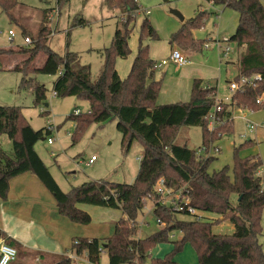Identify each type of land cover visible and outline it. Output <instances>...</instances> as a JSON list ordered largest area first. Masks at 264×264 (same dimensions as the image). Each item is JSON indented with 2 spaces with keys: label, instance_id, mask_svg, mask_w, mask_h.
<instances>
[{
  "label": "trees",
  "instance_id": "1",
  "mask_svg": "<svg viewBox=\"0 0 264 264\" xmlns=\"http://www.w3.org/2000/svg\"><path fill=\"white\" fill-rule=\"evenodd\" d=\"M65 0H57L62 3ZM223 4L238 13V24L230 40L236 46H244L239 55L240 75L259 73L262 77L255 86H243L235 90L230 102L223 104L220 112L222 123L209 128L207 114L217 98V86L208 85L203 78H195L188 101L158 103L163 78L155 77V61L150 55V45L145 39H158L155 27L148 17L140 23L138 51L129 74L121 78L116 69V59L126 58L131 53L130 27L138 16L137 0H105V5L119 10L123 29L117 28L110 47L104 49L103 68L96 80L91 77L90 66L82 64L80 55L67 51L64 55L48 45V38H38L22 46L18 53L26 55L18 62L14 71L23 74L20 88L32 90L35 101L46 97L47 89L37 79L38 73L57 75L54 93L58 97L77 96L89 102V111L72 114L76 122L73 143L82 135L87 125H105L117 120V129L122 134V144L128 151L134 139L141 140L143 151L136 180L119 183L107 180H90L65 192L55 180L48 165L41 158L35 144L44 138V128L34 129L25 119L20 106L0 105V138L7 135L11 140V151L0 148V197L7 198L10 180L22 173L36 174L55 197L59 212L79 224L91 222V215L79 204L118 208L122 216L116 222L114 234L100 243L98 238L74 239L72 249L77 255L86 253L91 263H98L105 250L109 264H179L174 261L176 252L186 243L195 248L201 264H264L263 232L264 181L259 173L263 161L257 154L242 156L241 152L254 144L252 138L236 146L233 154V175L226 166L210 171L216 150L214 142L223 135L233 133V110H258L264 106V4L261 0H208ZM17 0H0L2 11L15 19L13 9ZM208 12L201 11L195 17L184 20L182 26L170 36V44L181 50H202L203 41L196 39L193 31L201 27ZM45 18V16H44ZM26 30H24L25 34ZM13 49H0L3 55L14 53ZM45 60L35 66L39 54ZM1 66V62H0ZM263 98L262 101H258ZM47 112V111H46ZM182 126L202 127V147L206 154H199L187 143L176 142ZM211 149V150H210ZM218 152V153H219ZM182 196H187L190 205L201 212L220 215L215 220H204L186 212L167 209L154 195V186L160 178ZM237 197V200H235ZM154 199L153 212L165 225L148 237H140L139 215ZM187 216L182 219L180 216ZM234 226L232 234L213 231L223 221ZM175 232L174 250L165 257L152 252L155 246L168 241ZM0 237L22 253L18 243L10 241L0 230ZM75 260L60 255L49 264H74Z\"/></svg>",
  "mask_w": 264,
  "mask_h": 264
},
{
  "label": "rangeland",
  "instance_id": "2",
  "mask_svg": "<svg viewBox=\"0 0 264 264\" xmlns=\"http://www.w3.org/2000/svg\"><path fill=\"white\" fill-rule=\"evenodd\" d=\"M138 3L142 6L143 11L137 16L136 22L130 26H133V29L129 47L132 51L138 47L141 23L139 20L146 16L154 25L159 36L158 39L150 41V53L154 57L160 58L158 59L160 61L175 49L174 46L170 47V36L183 24L178 16L171 13L172 8L178 9L185 20L195 17L201 11H206L209 14L203 25L193 31L194 37L203 41L202 50H191L192 52L189 54L178 48L182 54L190 57L191 65H179L170 61L168 65L171 64L170 69L173 68L171 74L174 78L168 80L162 70L166 64L163 66L156 64V74L163 78L159 99L164 97L165 88L170 93L175 91V84L172 82H175V77L177 74L180 75V71L185 66L196 67L197 71L195 72L198 74L196 77L203 78L205 83L218 84L220 98L224 99L231 93L229 81L237 76L239 69H237V59L230 60V56L225 57L223 50L226 47L231 50L236 47L235 42L228 40L238 24L235 10L223 4H213L208 0H138ZM145 10H150V13L145 14ZM13 13L14 20L2 11L0 6V49L11 48L15 51L6 55L17 59L18 55L16 54H21L18 51L22 46H26L23 43L24 30L33 42L38 38L39 33H42V37L48 38V45L58 54L64 55L67 51L77 52L80 55L81 63L90 66L93 80L97 79L103 68L104 49L111 46L116 29L118 27L123 29L119 17L124 13L109 8L105 5V0H65L62 3H58L57 0H17ZM10 29L16 33L12 42L8 38ZM224 37L227 40L223 39ZM205 42L209 44L208 47L204 46ZM132 54L133 52L128 58L117 63L122 72L125 71L127 62L132 60ZM21 55L22 57L26 56ZM44 57L45 55L42 53L39 54L32 64L40 65ZM22 76L23 74L20 72L0 68V105L20 106L26 121L34 129H46L49 124L53 127L50 134L54 139L53 143L49 144L46 138L40 139L35 144V149L65 192L90 180H107L119 183H133L136 180L143 151L140 139H134L126 151L122 144V134L117 129V120H112L105 125L95 122L87 125L79 139L73 143L76 122L69 116L75 114L78 109L82 113H87L90 108L89 102L77 96L58 97L54 95L53 87L57 75L44 73H38L35 77L46 87V97L36 102L31 89L20 88ZM183 91L179 100H189L190 90L185 88ZM235 115L233 133L225 134L214 142L220 152L216 150L212 153L215 158L209 170H220L227 166L229 173L233 175L235 147L244 143L248 138H252L254 144L243 149L241 155L258 153L261 156L263 165L260 174L264 181V106L255 111L238 110ZM243 115H247L248 119ZM250 124L257 125V127L252 130ZM0 140L5 143L7 136L2 135ZM176 142L187 143L190 148L200 154L207 152L202 147L201 126H182ZM92 155H96L97 160L88 164ZM83 206L89 209L85 211L91 215L92 219L90 223L83 226L85 233L81 237H95L100 240L101 244L104 243L114 234L115 224L122 216V211L118 208L92 204H83ZM201 213L204 220H215L220 217V215L211 212ZM180 217L187 219V216ZM262 217L264 232V210ZM138 221V235L142 238L150 236L164 226L158 224L150 198L147 199V204L140 213ZM213 231L232 234L234 226L227 220L214 226ZM178 237L179 233L175 232L168 241L158 243L153 249L155 256L165 257L171 253L175 248L173 241ZM261 241L264 249V235ZM173 256L182 264H201L191 243H186L183 249ZM74 264H109V256L103 250L99 262L91 263L84 253L75 260Z\"/></svg>",
  "mask_w": 264,
  "mask_h": 264
},
{
  "label": "crops",
  "instance_id": "3",
  "mask_svg": "<svg viewBox=\"0 0 264 264\" xmlns=\"http://www.w3.org/2000/svg\"><path fill=\"white\" fill-rule=\"evenodd\" d=\"M261 1L264 4V0ZM138 8H139L138 9V16H139L141 11H143V8L141 5H139ZM146 11L147 10H145V14H147ZM217 14L218 12L216 13V15ZM143 17L139 21H141ZM150 41L151 39L147 38L144 40V44L150 45ZM170 47H172L171 44ZM243 50H244V46L241 47L236 46L235 48H233L232 53L230 54L229 57L230 60H234V58L237 59L236 60L238 65L237 69H239V55ZM137 51H138V47L136 48V50L133 51L131 50V53L133 52V54L131 55L132 60L127 62L124 72L120 70V68L117 66V63L122 62L123 59H126L129 56L126 58L118 57L116 59V69L122 79L127 76V73L129 74L134 58L137 54ZM183 51L189 54L192 52L191 50H183ZM170 54L167 57L161 59V61L168 58ZM16 55H18L17 59H12V57H9L8 55H3L0 58V62H1L0 68L3 70L14 71L13 67L26 57V56L22 57L21 54H16ZM150 55L152 59L155 61V63L161 62L160 60H158L160 58L154 57L153 54L151 53ZM187 57L189 58L190 61L187 64L191 65L192 64L191 59L189 56ZM44 60L45 57L43 58L42 63ZM169 62L170 60L166 63V67L162 69L163 73L166 74V78L168 77V80L170 78L171 79L174 78L171 74L173 68L170 69L171 64L168 65ZM195 71H197L196 67L188 68L185 66V68L180 71V75L177 74V76L175 77L174 79L175 82L174 83L172 82V84H175L174 85L175 91L170 93V91L165 88L164 97L161 99H159L158 97V103H164V102L170 103L169 101H173V102L186 101V100H179L180 99L179 97L182 96L181 92L185 88H188L190 90V95H191L193 80L195 78H198L196 77V75L198 74H196ZM155 77L157 79L160 78V76H157L156 71H155ZM207 84L217 86V97L219 99H223L220 98L219 96L218 84H215L213 82H208ZM231 95L232 92L226 95L225 97H231ZM236 111H238V109L233 110L232 119H234V117L236 116L235 115ZM241 114H243V112H241ZM243 117L248 119L247 115H243ZM0 148L4 149L5 151H11V140L9 139L8 136L5 143H3L0 140ZM260 171L259 173H261ZM235 200H237V197H235ZM79 207L82 208L83 210H89L87 209L86 206L84 207L83 204H79ZM83 226L84 224L75 223L71 221L67 216L59 212V207L53 194L47 189V187L44 185L41 179L32 172H25L12 178L10 180V188L7 198L3 199L0 197V230L6 233L10 241H13V243H18L22 251V253L19 254V260L27 264H49L50 262L56 260V258L60 255L74 256L73 258L74 260L79 259L80 256H82L83 254L81 255L75 254L73 252L72 245L74 239L81 237V235L85 233ZM0 238L4 239L3 237ZM89 238H94V237H89ZM152 253L155 255L154 252ZM36 257L40 258L38 263H36L34 260ZM174 261L179 264H182V262L177 261L175 258Z\"/></svg>",
  "mask_w": 264,
  "mask_h": 264
},
{
  "label": "built area",
  "instance_id": "4",
  "mask_svg": "<svg viewBox=\"0 0 264 264\" xmlns=\"http://www.w3.org/2000/svg\"><path fill=\"white\" fill-rule=\"evenodd\" d=\"M146 13L149 14L150 11L147 10ZM15 35L16 33L14 32V30L10 29L8 32L9 41L12 42L14 40ZM223 39L227 40L226 37H224ZM228 40L230 39L228 38ZM23 43L24 45H29L33 43V40L29 35L25 34ZM204 46L208 47L209 44L205 42ZM231 53L232 50L229 47H226L225 50H223V55L225 57H229ZM169 60L179 65H185L190 62L189 58L186 55L182 54L181 51L176 48L172 50L168 58L158 63V66L166 64ZM156 64H155V69L157 66ZM261 79L262 77L259 73H255L251 76L240 75L238 79L234 78L230 81L229 88L233 93L235 90L243 86H247V85L255 86L256 83ZM262 99L263 98H260L258 101L260 102L262 101ZM230 100L231 97H225L224 99H219L218 97L216 98L215 104L213 105L212 109L209 111V113L206 116L210 129H214L216 126L222 123L220 112L223 109V104L226 102H230ZM79 113L80 110L75 111V114H79ZM256 127L257 125L250 124V128L252 130H254ZM52 131H53V127L50 124L46 127V129H44V133L46 134V139L49 144H52L54 141L53 137L50 135ZM96 159H97L96 155H92L87 163L88 164L93 163ZM263 188H264V184H263ZM153 192L155 197H157L158 202L164 205L167 209H172L177 212H186L196 216L197 219H201L203 217L202 214L196 208L190 205L189 198L187 196H182L180 192L173 191V189L166 184L165 179L163 177L156 182ZM151 200L154 204L155 200L154 199ZM157 222L159 225H165V223L160 218L157 219ZM172 236H174V234H172ZM70 257L74 258V256H70ZM34 260L36 263H38L40 258L36 257ZM0 264H27V263L19 260V254L17 248L7 243L5 239L0 238Z\"/></svg>",
  "mask_w": 264,
  "mask_h": 264
},
{
  "label": "water",
  "instance_id": "5",
  "mask_svg": "<svg viewBox=\"0 0 264 264\" xmlns=\"http://www.w3.org/2000/svg\"><path fill=\"white\" fill-rule=\"evenodd\" d=\"M171 13L178 16L180 18V20H184L185 17L183 16V14L178 10V9H175V8H172L171 9ZM46 137H44L43 139H45Z\"/></svg>",
  "mask_w": 264,
  "mask_h": 264
}]
</instances>
